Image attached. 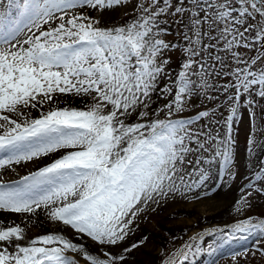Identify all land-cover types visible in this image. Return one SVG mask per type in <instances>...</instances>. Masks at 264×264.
<instances>
[{
  "label": "snow or ice",
  "instance_id": "1",
  "mask_svg": "<svg viewBox=\"0 0 264 264\" xmlns=\"http://www.w3.org/2000/svg\"><path fill=\"white\" fill-rule=\"evenodd\" d=\"M194 101L210 105L186 115ZM245 113L241 218L159 264L210 235L264 238L246 215L264 197V0H0V212L62 226L29 237L0 221V264H128L143 215L198 198L214 172L236 182Z\"/></svg>",
  "mask_w": 264,
  "mask_h": 264
},
{
  "label": "rangeland",
  "instance_id": "2",
  "mask_svg": "<svg viewBox=\"0 0 264 264\" xmlns=\"http://www.w3.org/2000/svg\"><path fill=\"white\" fill-rule=\"evenodd\" d=\"M124 11H125L124 9H117L118 16L116 17V19H114V20L110 19V20H107L105 22L102 21V23L112 24V23L122 22L123 19L126 18L123 15ZM194 103H195V107H190V111H189V113H186V115L187 114H194L195 112L200 111L202 104H209L210 105V102H207V101H194ZM60 106L63 107L64 105H60ZM72 106L73 107H82V105H80L76 102H73ZM35 114L36 113H33V115H35ZM248 138H249V123H248L247 114L245 113L244 120L242 123L238 124L237 131H236V139L238 142L237 146H238V150H239V161H238V163H239L240 175L237 177L235 183H232L231 181H228L225 183V182L218 181L215 178V174H214L213 180L209 183V186L219 185V186H222L223 189H225V190L227 189L231 193V195H229V197H228L226 204L225 203L224 204H216L215 206H217V207L214 206L215 210H217V208L221 209V212L223 214V216H220V218L218 219L219 222L217 224H216V222L215 223L209 222L208 225L204 223L201 226H198V225L196 226L195 224H192V225L188 224L189 226L187 228L182 229L181 235L178 236L181 239L173 242V237H175V236L170 235V232L168 229V228H170V224H172V226H173L174 224L181 223L183 219L185 220L187 218H192L193 213L191 211H188L185 214V211L183 212L181 210L180 212H177L176 215L173 216L169 212L171 209H173V208L176 209V207H178L180 205L186 204L185 206H187V204H194V206H195L194 208H196L195 209L196 211H200L201 213H205V214H207L210 211V210H206V208H205L206 206H204V204L201 203L202 197H206L209 194L208 190L206 191V193L202 192L198 198L195 195L189 193L185 198H181V199L175 200V201H169L166 204H164L162 207L157 208L155 211H151V212H148L147 214L143 215L142 218L138 221V227H136L133 230V234H131V238L128 241V243L130 244L134 241H139V240H141V238H144L145 242L142 244V246H145V248H147L149 246V248L152 249L151 250L152 255L150 257L148 256L149 259H152L153 257H155V260H153L154 261L153 264H159L158 256L161 252L164 251L165 248H167L168 250H172L174 248H179L181 244H183L185 241H188L189 237H191L193 235H197L199 233L209 231L212 229H224L226 227H230L234 223V221L240 219L241 217H240L239 213L237 212V208L240 205L237 203V201L240 199V196H241V193H240L241 186L247 182L243 179V177L246 174L245 164H248L249 166H251V162L249 160H246V158H245L246 157L245 147H246ZM45 162L46 161H42L39 166H42L43 163H45ZM36 167H37V165H29L28 167H21V168L17 169V173L19 175H24V174H27L28 171L34 170ZM17 173H10L8 175H3L2 179L4 178L3 180H5V181L17 179L18 178ZM191 195H192V197H191ZM178 203L180 205H178ZM172 206H173V208H172ZM167 212H168V214H166ZM162 213H164L166 215L164 216ZM179 213H181V214H179ZM6 214H8V213H6ZM180 215H183V216H180ZM246 215L252 216L254 218L264 217V197H261V198L254 200L253 201V207L246 213ZM26 216L27 215L21 216V215H17V214H8L5 216V220L9 219L8 221L10 224L15 223V224H18V225L24 227L26 229L25 231H26L27 235H32V237L39 236V235H42V234H45L48 232H56L62 227L61 225H57V224L49 222L46 219V217H44L43 215H41L38 219H35V218L33 219L32 217H29V216L26 217ZM177 217H179V218H177ZM159 220H161L162 223H166L164 225L167 228V233H165L163 231H162V233L160 232L157 239H160V238L163 239L164 235H165V238H167V236H168V238H167L166 242L163 243V240H161L162 242L160 241L158 246L154 245L153 248H151L152 246L149 243H147V241H149V239H151L150 236L148 235L146 237L142 233L144 231L150 230L152 228L155 231L162 230L164 227L161 226V224L159 223ZM190 220L191 219H188L189 222H191ZM177 222H179V223H177ZM24 223H25V225H24ZM8 224H6V226H8ZM152 224H154V225H152ZM40 225H41V227H40ZM59 226H60V228H58ZM202 226H204V227H202ZM67 234L69 236H71V232H68ZM169 239H171V240H169ZM259 249H264V238H258L257 236H250L248 239H244L242 236L238 235L235 238L229 237L227 240H225L219 234H217L215 236L210 235V236L205 237L204 243L202 245V250L200 252H198L196 255L190 256L189 259L184 262V264H264V254H261V251ZM136 251L137 250H135L131 254V258L128 260V264L133 263L134 261L139 262L137 259L138 252L136 253ZM179 259H180L179 257L176 258L177 264H178ZM141 260H143V258H141ZM147 261H148V258H147ZM81 264H83V262H81Z\"/></svg>",
  "mask_w": 264,
  "mask_h": 264
},
{
  "label": "bare ground",
  "instance_id": "3",
  "mask_svg": "<svg viewBox=\"0 0 264 264\" xmlns=\"http://www.w3.org/2000/svg\"><path fill=\"white\" fill-rule=\"evenodd\" d=\"M118 16V12H117V10L116 11H114L113 13H111L110 15H106L104 18H103V20L102 21H107V20H110V19H116V17ZM112 20V21H113ZM36 115V114H35ZM214 174H215V172H214ZM214 177V176H213ZM7 178V177H6ZM4 179V178H3ZM218 184V183H217ZM224 184V183H223ZM229 185V184H228ZM232 187V186H231ZM236 187V186H235ZM208 190V192H209V194L206 196V197H202V199H201V203H203L204 204V206H206L205 208H206V210H210L207 214H205V213H201L200 211H196L195 209L196 208H194L195 206H194V204H187V206H185V205H180L179 203H178V205H180V206H178V207H176V209H174L173 208V206H172V208L173 209H171L169 212H170V214L171 215H176V213L177 212H180L181 210L184 212L185 211V214L188 212V211H191L192 213H193V217L192 218H187V219H181L182 220V222L181 223H179V222H177V223H179V224H174L173 226H172V224H170V228H168L169 229V232H170V235H173V236H175V237H178L179 235H181V233H182V229H184V228H187L189 225H192V224H195L196 226L198 225V226H201L202 224H207L208 225V223L210 222V223H212V222H216V224L219 222L218 221V219L220 218V216H223V214H222V212H221V209H219V208H217V210H215L214 208L215 207H217V206H215L216 204H226V202H227V200H228V197H229V195H231V193L226 189H223L222 188V186H219V185H216V186H214L213 187V185L212 186H207L206 187V189L205 190H203V191H201V193L203 192V193H206V191ZM235 192V191H234ZM201 195V194H200ZM191 197H192V195H191ZM190 198V197H189ZM188 199V198H187ZM233 199V198H232ZM185 200V199H184ZM195 202V201H194ZM230 203V202H229ZM176 204V203H175ZM197 204V203H196ZM214 204V205H213ZM177 205V204H176ZM198 205V204H197ZM167 206V205H166ZM215 206V207H214ZM220 206V205H219ZM218 206V207H219ZM198 207V206H197ZM171 208V207H170ZM166 210V209H165ZM164 212V211H163ZM226 213V212H225ZM164 216L166 215V214H168V212L166 213V214H164V213H162ZM179 214H181V213H179ZM6 215H8V214H6V213H2V212H0V221H3L4 222V225L6 226V224H8L9 223V219L8 220H5V216ZM188 215V214H187ZM169 216V215H168ZM180 216H183V215H180ZM179 216V217H180ZM26 217H28V216H26ZM40 216H32V218L34 219H38ZM176 217V216H175ZM179 217H177V218H179ZM228 218V217H227ZM156 219V218H155ZM188 219H191L190 221L191 222H189L188 221ZM222 219V218H221ZM224 219V218H223ZM29 220V219H28ZM178 220V219H177ZM42 221V220H41ZM40 221V222H41ZM170 221V220H169ZM179 221V220H178ZM34 222V221H33ZM12 223V222H11ZM23 223V222H22ZM159 223L161 224V226H163L164 228L162 229V230H157V231H155L153 228L152 229H150V230H147V231H144L142 234H144L146 237L149 235L150 236V238L151 239H149V241H147V243H149L152 247L151 248H153V246L155 245V246H158V244H159V242L161 241V240H163V243L164 242H166L167 241V238H168V236H167V238H165V235H164V238L163 239H157V237H158V235L160 234V232L162 233V231L163 232H165V233H167V228L165 227V225L164 224H166V223H162V221L161 220H159ZM185 223V224H184ZM10 224V223H9ZM8 224V225H9ZM15 224V223H14ZM189 224V225H188ZM24 225H25V223H24ZM152 225H154V224H152ZM22 227V226H21ZM40 227H41V225H40ZM150 227V226H149ZM202 227H204V226H202ZM58 228H60V226L58 227ZM26 230V229H25ZM29 237H32V235H28ZM182 237V236H181ZM169 240H171V239H169ZM162 242V241H161ZM146 245V244H145ZM147 246V245H146ZM151 250L152 249H150L149 248V246L147 247V248H145V246H142V247H139L138 249H137V251H136V253L138 252V255H137V259H138V261L139 262H133V263H129V264H153V260H155V257H153L152 259H149V257L152 255L151 254ZM165 250V249H164ZM136 255V254H135ZM149 256V257H148ZM141 258H143V260H141ZM147 258H148V261H147ZM192 258V257H191ZM196 259V258H195ZM205 259V258H204Z\"/></svg>",
  "mask_w": 264,
  "mask_h": 264
}]
</instances>
